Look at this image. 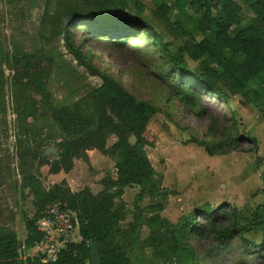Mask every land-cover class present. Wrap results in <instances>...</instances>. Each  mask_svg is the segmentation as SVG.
<instances>
[{
  "label": "trees",
  "instance_id": "trees-1",
  "mask_svg": "<svg viewBox=\"0 0 264 264\" xmlns=\"http://www.w3.org/2000/svg\"><path fill=\"white\" fill-rule=\"evenodd\" d=\"M23 1L4 0L12 18L21 9ZM211 1L220 4L222 15L219 19L213 15ZM211 1L175 0L199 11L193 22V33L181 23L171 22V9L166 0L156 5L152 15L160 27L175 41L183 40L182 46L171 53L169 44L140 19L145 6L139 0H51L53 11L46 10L40 22L41 40L52 46L61 38L66 52L78 66L101 80L99 87H88L72 106H54L46 92L45 80L55 65L53 49L41 53L25 51L23 34L12 31L11 51L3 62L12 73L17 119L26 131L28 119H35L42 113L49 114L62 134L56 145L58 155L53 161L39 154V146L19 151L21 188L28 190L33 207L31 217L22 216L26 232L24 245L31 248L41 241L43 235L37 231L36 222L46 207L55 203L76 215L80 238L77 243H69L55 262L46 264H90V243L98 249L100 264H133L130 254L146 249L166 263L197 264V255L190 245L192 240L217 243L236 239L244 241L243 235L248 228L239 224L238 212L232 207L215 211L204 207L198 213L181 218L176 225L161 218L160 213L170 193L163 189L162 177L147 158L145 147L149 143L144 138L148 122L159 112L149 103L136 99L120 81L100 73L92 64V55L75 44L71 32L79 26L88 32L95 40L93 42L107 41L118 49L135 39L139 31L149 34L150 46L164 61L163 67L169 69L175 97L187 112L201 118L204 112L198 108L204 100L229 108V100L234 96H240L245 105L264 97L263 91L250 89V84L258 78L263 77L264 80V0L248 1L255 18L233 36L229 34L231 27L240 26L242 22L240 5L234 0ZM131 6L136 17L126 14ZM195 35L200 39L197 40ZM187 60L196 64L193 70L188 68ZM4 81V71L0 67V116ZM261 113L264 116V107ZM130 137L135 138L133 144L128 141ZM110 138L115 141L107 146ZM205 138L211 141L193 137L190 143L202 148L209 157L235 152L256 153L258 150L256 139L241 135L231 116L210 121ZM21 146L18 141V147ZM89 153L111 159L116 172L115 179L106 176L100 180L102 189L97 194L89 188L73 193L65 180L46 190L33 173L46 166L49 174L68 175L75 160L90 165ZM261 180L264 188V171ZM131 187L139 189L133 201L136 212L132 221L123 228L126 205L122 197L125 189ZM143 199L154 203L141 208L139 203ZM195 218H202L204 222L198 224ZM250 226L260 228L263 240L260 245L244 241L245 247L254 258L264 257V205L255 208L250 216ZM144 229L147 236L141 240ZM18 250L15 232L1 226L0 264H24L19 259ZM26 264L42 263L32 259Z\"/></svg>",
  "mask_w": 264,
  "mask_h": 264
},
{
  "label": "rangeland",
  "instance_id": "rangeland-1",
  "mask_svg": "<svg viewBox=\"0 0 264 264\" xmlns=\"http://www.w3.org/2000/svg\"><path fill=\"white\" fill-rule=\"evenodd\" d=\"M139 1L145 6L140 19L148 23L164 43L169 44L171 53L175 52L182 46L183 40L175 41L152 15L161 0ZM234 1L242 9V22L240 26L231 27V36L255 18L248 7L249 0ZM166 3L171 9V22L181 23L193 33V22L198 18L199 11L191 9L187 3H176L175 0H166ZM211 3L213 15L219 19L222 15L220 4L213 1ZM131 8L127 9L126 14L131 13L132 17H136L134 7ZM46 10L53 11L51 0H24L21 9L12 18L4 6V0H0V67L5 76L1 102L3 110L0 116V227L7 226L15 232L19 248L24 244L26 237L22 216L33 215L32 199L28 190L21 188L19 151L26 147L34 149L39 146V154L53 161L57 158L56 145L62 134L50 120L49 114L42 113L35 119H28L27 132L22 129L17 119L11 87L12 73L3 62L11 51L12 31L23 34L25 51L41 53L53 49L55 65L45 80V89L54 106H72L88 87L96 88L101 85L99 78L78 66L66 52L61 38L52 46H47L41 40L40 22ZM71 32L74 34L75 44L82 48L83 52L92 55V64L100 73L120 81L136 99L149 103L159 112L148 122L144 138L149 143L145 147L147 158L155 172L162 177L163 189L170 193L164 210L160 213L161 218L176 225L181 218L198 213L204 207L214 211L222 207H232L238 212L239 224L248 228V232L243 235L244 241L260 245L263 232L256 226H250V216L256 207L264 205L261 180L264 171V116L261 113L264 97L245 105L240 96H234L229 100V108L204 100L198 108L204 114L201 118H195L187 112L179 98L175 97L169 69L163 67L164 61L150 46L149 34L139 31L135 39L118 49L107 41L93 42L95 40L79 26ZM195 36L197 40L200 39L198 35ZM225 55L229 56L228 53ZM187 66L193 70L196 64L187 60ZM250 89L264 93L263 77L252 82ZM230 116L236 121L241 135L256 139V153L235 152L209 157L202 148L190 143L193 137L211 141L210 138H205L208 123ZM18 141L22 143L21 148L18 147ZM114 141V138L108 139L107 146L112 145ZM89 158V166L81 160H75L74 168L68 175L49 174L46 166L33 173L46 190L65 180L73 193L89 188L93 194H97L102 189L100 180L106 176L115 179L116 172L111 159L98 153H89ZM138 193L137 187L126 188L124 191L122 200L126 205V220L121 224L123 228L133 219L136 212L133 201ZM152 203L154 201L150 199H143L139 206L145 208ZM195 221L198 224L204 222L202 218H195ZM146 236L147 230L144 229L141 240ZM79 241L76 231L72 243ZM244 241L236 239L217 243L192 240L190 245L197 255V264H264V257L254 258L245 247ZM26 250L21 251L22 263L27 255ZM262 250L264 251V246ZM30 254L32 255V252ZM130 257L133 264H170L153 255L148 249L131 253Z\"/></svg>",
  "mask_w": 264,
  "mask_h": 264
},
{
  "label": "built area",
  "instance_id": "built-area-1",
  "mask_svg": "<svg viewBox=\"0 0 264 264\" xmlns=\"http://www.w3.org/2000/svg\"><path fill=\"white\" fill-rule=\"evenodd\" d=\"M36 229L43 235L41 241L31 248H26L23 244L18 250L19 259L22 260L21 251L27 249V255L23 258L24 264L32 259L42 264L55 262L58 254L72 243L73 235L77 231L76 215L63 210L57 203L48 205L36 222Z\"/></svg>",
  "mask_w": 264,
  "mask_h": 264
},
{
  "label": "water",
  "instance_id": "water-1",
  "mask_svg": "<svg viewBox=\"0 0 264 264\" xmlns=\"http://www.w3.org/2000/svg\"><path fill=\"white\" fill-rule=\"evenodd\" d=\"M128 141L130 144H133L135 142V138L130 137ZM89 259L90 264H100L98 249L94 243L89 244Z\"/></svg>",
  "mask_w": 264,
  "mask_h": 264
}]
</instances>
